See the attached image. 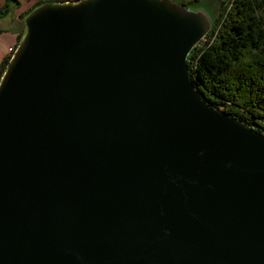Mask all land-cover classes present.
Returning a JSON list of instances; mask_svg holds the SVG:
<instances>
[{"label": "water", "instance_id": "water-1", "mask_svg": "<svg viewBox=\"0 0 264 264\" xmlns=\"http://www.w3.org/2000/svg\"><path fill=\"white\" fill-rule=\"evenodd\" d=\"M176 0L32 7L0 74V264H264V136L211 105Z\"/></svg>", "mask_w": 264, "mask_h": 264}, {"label": "trees", "instance_id": "trees-1", "mask_svg": "<svg viewBox=\"0 0 264 264\" xmlns=\"http://www.w3.org/2000/svg\"><path fill=\"white\" fill-rule=\"evenodd\" d=\"M56 1L62 0H35L19 18L40 3ZM17 5V0H3L0 19ZM214 7L209 31L186 57L191 81L211 105L264 136V0H218ZM21 34L19 28L16 42ZM10 53L0 61V74Z\"/></svg>", "mask_w": 264, "mask_h": 264}, {"label": "rangeland", "instance_id": "rangeland-1", "mask_svg": "<svg viewBox=\"0 0 264 264\" xmlns=\"http://www.w3.org/2000/svg\"><path fill=\"white\" fill-rule=\"evenodd\" d=\"M3 0H0V3H2ZM35 0H17L18 5L15 7H12L10 10H14L12 12H9L8 15H6L5 17L0 19V25H11V20H12V16H14L15 13H21L23 11H25L26 9H28L31 4L34 2ZM206 1L209 2L208 5H206ZM218 0H201L200 2H192L189 4L190 8H194V7H202L204 9H206V11L210 14V16L213 18L215 15V8H214V3H216ZM221 2H225L227 0H220ZM223 106L220 105L219 108H222Z\"/></svg>", "mask_w": 264, "mask_h": 264}, {"label": "crops", "instance_id": "crops-1", "mask_svg": "<svg viewBox=\"0 0 264 264\" xmlns=\"http://www.w3.org/2000/svg\"><path fill=\"white\" fill-rule=\"evenodd\" d=\"M12 11L14 10H10ZM19 14L21 13H15L12 16L11 25H0V61L8 53V48H13L16 43V33L20 23Z\"/></svg>", "mask_w": 264, "mask_h": 264}, {"label": "built area", "instance_id": "built-area-1", "mask_svg": "<svg viewBox=\"0 0 264 264\" xmlns=\"http://www.w3.org/2000/svg\"><path fill=\"white\" fill-rule=\"evenodd\" d=\"M9 52H12V48H8V53H9Z\"/></svg>", "mask_w": 264, "mask_h": 264}, {"label": "flooded vegetation", "instance_id": "flooded-vegetation-1", "mask_svg": "<svg viewBox=\"0 0 264 264\" xmlns=\"http://www.w3.org/2000/svg\"><path fill=\"white\" fill-rule=\"evenodd\" d=\"M176 1H180V0H176ZM206 2H207V5H208V4H209V2H208V1H206ZM215 4H216V3H214V6H215ZM214 8H215V7H214Z\"/></svg>", "mask_w": 264, "mask_h": 264}]
</instances>
